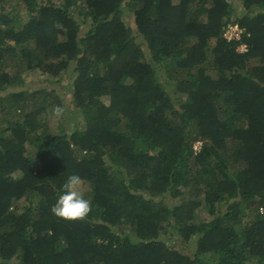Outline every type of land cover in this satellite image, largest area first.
<instances>
[{"label": "trees", "instance_id": "trees-1", "mask_svg": "<svg viewBox=\"0 0 264 264\" xmlns=\"http://www.w3.org/2000/svg\"><path fill=\"white\" fill-rule=\"evenodd\" d=\"M234 2L0 0V264H264V0ZM72 174L84 219L51 212Z\"/></svg>", "mask_w": 264, "mask_h": 264}, {"label": "rangeland", "instance_id": "rangeland-1", "mask_svg": "<svg viewBox=\"0 0 264 264\" xmlns=\"http://www.w3.org/2000/svg\"><path fill=\"white\" fill-rule=\"evenodd\" d=\"M40 1V0H39ZM237 2V0H233V2ZM234 2V3H235ZM19 13L16 15V18H15V24H16V26H17V28H19V27H21L22 26V24H23V22L26 20V15H24L25 14V12H24V10H22V8L21 7H19ZM125 17H124V19L126 20V22L131 26V27H133L134 28V21H133V16H132V14L131 13H129V12H126L125 13ZM12 16V15H11ZM13 18V17H12ZM135 29V28H134ZM236 32H238V31H236V30H234L233 28L232 29H230V30H228V32H227V34L226 35H228V37L230 38V37H232L233 35H235V33ZM240 32V31H239ZM162 70V69H161ZM37 72V71H36ZM35 71H32V72H26L27 74H25V84H26V86L28 85V86H38V85H41V86H46V85H48V82L46 81L47 79H48V77H46L45 75H40L39 76V73H36ZM158 77L160 78L159 79V81H161V82H163V79L165 78V72H163V70L162 71H160V73H158ZM64 83V82H63ZM57 88V93H59L63 98H64V100H65V102H66V106H67V109L69 110L70 108H71V110H75L74 108H73V106L71 105V103H70V99H69V95L67 96V94L65 93L66 92V87L65 86H62V85H60V86H57L56 87ZM66 112H64V114H65ZM44 115V114H43ZM78 115V113H77V110H75V112L73 111L70 115L68 114L66 117V119L69 121H65V123H63V127L68 131V132H70L73 128H75L76 127V124L74 125V123L73 122H75V121H73L72 120V116L73 117H75V116H77ZM60 116V115H59ZM46 118H47V116H46ZM49 119V123H50V126L52 127V126H55L56 124H57V120L59 119V118H57V116L54 114V115H50L49 117H48ZM60 118H61V116H60ZM125 125V121H124V123L120 126V129H119V131L120 132H123V129H124V126ZM118 131V132H119ZM128 135V134H127ZM196 145V141L193 143V146H195ZM27 154H33V148H31L30 146H27ZM193 150H195L194 148H193ZM83 186H84V184L83 183H81L79 186H78V190L80 191V192H82V189H83ZM179 200L180 199H177V198H174V199H170V198H168V204H170L171 206H176V205H178L179 204ZM206 213H207V211H206V209L205 208H203V210H202V212L199 214V219H203L204 218V216L206 215ZM206 219V218H205ZM177 245V244H176ZM178 246V248L179 247H181L182 248V246L181 245H177Z\"/></svg>", "mask_w": 264, "mask_h": 264}, {"label": "clouds", "instance_id": "clouds-1", "mask_svg": "<svg viewBox=\"0 0 264 264\" xmlns=\"http://www.w3.org/2000/svg\"><path fill=\"white\" fill-rule=\"evenodd\" d=\"M232 28L239 32L237 26H228V30ZM228 30L225 33L226 38H229L228 35H226ZM245 47L246 46L240 47L241 52L245 51ZM57 111L59 112L60 109L58 108ZM199 141L201 142V140ZM193 152L194 154L197 153L194 150ZM81 182L82 178L77 174H72L67 178L66 182L62 186V191L57 196L56 202L51 207L53 215L61 219L76 220L84 219L90 213V200L78 190V186Z\"/></svg>", "mask_w": 264, "mask_h": 264}, {"label": "built area", "instance_id": "built-area-1", "mask_svg": "<svg viewBox=\"0 0 264 264\" xmlns=\"http://www.w3.org/2000/svg\"><path fill=\"white\" fill-rule=\"evenodd\" d=\"M201 145H202V142L197 141V142H196V145L193 146V148L195 149L194 151H195V152H199ZM263 211H264V210H263Z\"/></svg>", "mask_w": 264, "mask_h": 264}]
</instances>
